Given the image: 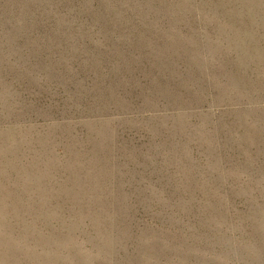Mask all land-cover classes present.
I'll use <instances>...</instances> for the list:
<instances>
[{"label": "rangeland", "instance_id": "1", "mask_svg": "<svg viewBox=\"0 0 264 264\" xmlns=\"http://www.w3.org/2000/svg\"><path fill=\"white\" fill-rule=\"evenodd\" d=\"M0 264H264V0H0Z\"/></svg>", "mask_w": 264, "mask_h": 264}]
</instances>
